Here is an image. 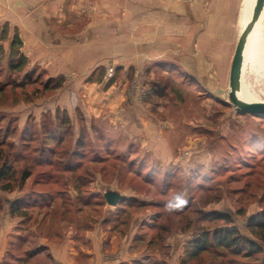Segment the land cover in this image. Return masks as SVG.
I'll return each instance as SVG.
<instances>
[{
  "label": "rangeland",
  "instance_id": "374dc122",
  "mask_svg": "<svg viewBox=\"0 0 264 264\" xmlns=\"http://www.w3.org/2000/svg\"><path fill=\"white\" fill-rule=\"evenodd\" d=\"M244 1L0 0V217L25 212V264L65 241L78 264H264L247 228L264 214V117L228 100ZM259 38L243 80L264 102V11ZM225 228L255 250L186 260Z\"/></svg>",
  "mask_w": 264,
  "mask_h": 264
},
{
  "label": "trees",
  "instance_id": "16d2710c",
  "mask_svg": "<svg viewBox=\"0 0 264 264\" xmlns=\"http://www.w3.org/2000/svg\"><path fill=\"white\" fill-rule=\"evenodd\" d=\"M12 47H20L21 41L17 35V33H14L13 39L11 41ZM19 61L15 65H10L12 69L20 70L21 67L24 66V58L22 56H19ZM4 168L6 165L3 166ZM9 168L7 170H1L0 172V179L5 177L6 174H8ZM4 174V175H2ZM4 189H7V187H3ZM10 214L13 216H24L25 212H21V209L19 208V204H14L11 207ZM214 216L220 220H224L226 224L231 225L234 222L232 220H229L225 215L222 214H214ZM247 228L250 231V233L257 239H259L262 243H264V214H262L260 217H253L249 220L247 224ZM189 248L187 252V258L186 260H194L197 259L201 254L206 253L209 251L211 247L216 248L217 250H225L233 255H239L241 252L240 250L247 249V253L250 254L255 250V245H253L252 242L248 241L244 236L240 235V233L231 228V229H223L220 231H217L211 239V242H209L208 238L202 235H198L194 240L189 242L187 245ZM246 252H243L244 254ZM26 260V258L24 259Z\"/></svg>",
  "mask_w": 264,
  "mask_h": 264
},
{
  "label": "crops",
  "instance_id": "0c3cea01",
  "mask_svg": "<svg viewBox=\"0 0 264 264\" xmlns=\"http://www.w3.org/2000/svg\"><path fill=\"white\" fill-rule=\"evenodd\" d=\"M231 44H232V40H228V42L225 40V42L223 43L222 48H225L226 54L228 53V49L230 48ZM208 46H210V44H208ZM214 50H215V46L213 47V51ZM233 54L234 52L232 53V57ZM229 71H230V67H229ZM228 81H229V77H228ZM26 233H27V229L23 227L22 217L18 216V218H13L9 216L8 212L7 214H5V217L3 218L0 217V264H25V260H24L25 258L16 256L15 253L19 250L21 245H25L28 243V240L25 239ZM88 241H89V236L87 235L86 243H88ZM69 244H70L69 241H65L61 245L51 242L48 243L44 242L42 244H39L38 248L41 247L44 249V251H46L47 253L46 257L49 260L47 264H50L49 262H58L59 264H78L77 262H75L76 257L73 258L72 255H70V252L68 251L70 249L68 247ZM33 253L38 254V252L36 251H34ZM85 260L86 262L89 261L87 255L85 256Z\"/></svg>",
  "mask_w": 264,
  "mask_h": 264
},
{
  "label": "water",
  "instance_id": "95a60500",
  "mask_svg": "<svg viewBox=\"0 0 264 264\" xmlns=\"http://www.w3.org/2000/svg\"><path fill=\"white\" fill-rule=\"evenodd\" d=\"M263 8L264 0H254L250 20L239 34L230 65L228 81V100L230 105H232V107L235 109V111L242 115L264 117V102H248L238 97L242 81L244 52L246 49L248 37L250 35L253 25L258 21ZM103 197L106 203L110 206H115L116 204H118V202L123 199V197L115 191H106L103 194Z\"/></svg>",
  "mask_w": 264,
  "mask_h": 264
},
{
  "label": "bare ground",
  "instance_id": "6f19581e",
  "mask_svg": "<svg viewBox=\"0 0 264 264\" xmlns=\"http://www.w3.org/2000/svg\"><path fill=\"white\" fill-rule=\"evenodd\" d=\"M254 0H245L243 5V12H244V26L249 22L252 8H253ZM264 8L260 14L258 21L253 25L250 35L248 37L246 49L244 52V67L249 63L258 60L262 55L260 49V38H259V27L261 18L263 15ZM254 63V62H253ZM243 70H242V81L240 86V91L238 93V97L244 101L248 102H257L246 90L244 86L243 80Z\"/></svg>",
  "mask_w": 264,
  "mask_h": 264
},
{
  "label": "clouds",
  "instance_id": "9594fccd",
  "mask_svg": "<svg viewBox=\"0 0 264 264\" xmlns=\"http://www.w3.org/2000/svg\"><path fill=\"white\" fill-rule=\"evenodd\" d=\"M176 203L175 204H169V208H173V207H179L182 206L183 204H185L187 201L181 199L180 197L176 198Z\"/></svg>",
  "mask_w": 264,
  "mask_h": 264
},
{
  "label": "built area",
  "instance_id": "2783aa9c",
  "mask_svg": "<svg viewBox=\"0 0 264 264\" xmlns=\"http://www.w3.org/2000/svg\"><path fill=\"white\" fill-rule=\"evenodd\" d=\"M107 75L111 76L112 75V70L107 71Z\"/></svg>",
  "mask_w": 264,
  "mask_h": 264
}]
</instances>
